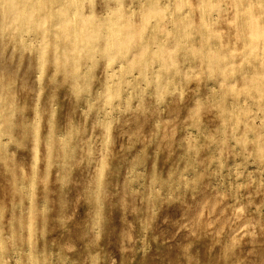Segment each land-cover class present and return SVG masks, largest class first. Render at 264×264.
<instances>
[{"label": "rangeland", "instance_id": "374dc122", "mask_svg": "<svg viewBox=\"0 0 264 264\" xmlns=\"http://www.w3.org/2000/svg\"><path fill=\"white\" fill-rule=\"evenodd\" d=\"M6 19L0 264H264V0Z\"/></svg>", "mask_w": 264, "mask_h": 264}, {"label": "clouds", "instance_id": "9594fccd", "mask_svg": "<svg viewBox=\"0 0 264 264\" xmlns=\"http://www.w3.org/2000/svg\"><path fill=\"white\" fill-rule=\"evenodd\" d=\"M75 2V0H73ZM90 3H94V0H88ZM82 6V5H81ZM15 21L9 22L7 19L4 22V25L2 28H0V34H7L10 30L12 31V38H15V29H14ZM160 99H163V96L160 97Z\"/></svg>", "mask_w": 264, "mask_h": 264}]
</instances>
